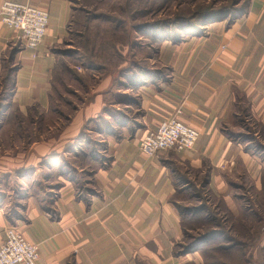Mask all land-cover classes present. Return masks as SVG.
<instances>
[{
	"label": "crops",
	"instance_id": "crops-1",
	"mask_svg": "<svg viewBox=\"0 0 264 264\" xmlns=\"http://www.w3.org/2000/svg\"><path fill=\"white\" fill-rule=\"evenodd\" d=\"M3 1L45 8L48 27L36 50L16 49L20 33L0 22V116L15 109L24 113L34 102L46 103L57 62L54 45L75 9V0H0V4ZM207 31L204 38L160 43L158 60L170 70L168 78L160 74L156 82L142 84L131 94L112 93L135 109L136 127L131 132L122 129L118 138L113 132L100 136L106 143L107 162L95 165L90 186L85 183L77 189L83 177V167L77 166L55 191L53 202H44L34 189H27L28 196L17 201L20 208L10 211L4 204L7 195L0 196V240L7 228L15 227L38 246L36 264L196 261V252L181 256L172 252L184 236V219L200 216L179 211L197 207L192 201L197 195L190 187L203 183L228 201L232 177L258 179L264 170L261 155L248 152L249 141L242 143L231 133L252 121L264 125V0H248L230 27L222 22ZM104 95L102 89L95 91L88 116L100 114ZM172 116L198 130L194 147L148 157L140 141ZM78 126L71 129L64 148L71 147Z\"/></svg>",
	"mask_w": 264,
	"mask_h": 264
},
{
	"label": "rangeland",
	"instance_id": "rangeland-1",
	"mask_svg": "<svg viewBox=\"0 0 264 264\" xmlns=\"http://www.w3.org/2000/svg\"><path fill=\"white\" fill-rule=\"evenodd\" d=\"M73 3L74 14L66 32L54 45L57 62L48 100L44 104L34 102L24 113L15 109L0 116V159L7 158L0 161V166H6L0 170V196L7 195L4 204L10 211L20 208L17 201L28 196L27 189H34V195L44 202H53L55 191L61 189L68 181V172L77 166L83 167L77 189H83L85 183L90 186V168L85 166V160L92 165L93 157L102 163L106 160V143L100 136L113 132L118 138L123 136L122 129L131 132V127H136L135 109L125 106L126 98L112 97V93L131 94L142 84L156 82L160 74L168 78L170 70L158 60L160 43L204 38L210 26L225 22V27H230L239 19L240 13L225 14L229 11L226 9L237 11L243 4L248 6V0ZM18 37L16 49L28 48L21 35ZM98 89L106 92L103 110L88 116L87 107ZM253 122L231 131L240 142L251 141L248 152L257 150V143L264 146V125ZM78 123L71 147L64 148L71 129ZM97 127L103 128L102 133L94 131ZM260 155L264 163V149ZM230 181L228 201L205 189L203 183L190 187L197 195L192 201L203 207L209 217L188 220V233L174 243L172 252L181 251L205 233L216 234L184 254L197 253L199 262L187 264H264V170L258 179L232 177ZM136 264L145 263L136 260Z\"/></svg>",
	"mask_w": 264,
	"mask_h": 264
},
{
	"label": "built area",
	"instance_id": "built-area-1",
	"mask_svg": "<svg viewBox=\"0 0 264 264\" xmlns=\"http://www.w3.org/2000/svg\"><path fill=\"white\" fill-rule=\"evenodd\" d=\"M0 22L18 31L26 47L37 49L46 35L48 11L36 5L3 1L0 4ZM198 136L197 129L172 116L148 132L140 141V148L148 157L170 150H191ZM38 258L36 244L28 241L15 227L5 230L4 239L0 240V264H36Z\"/></svg>",
	"mask_w": 264,
	"mask_h": 264
},
{
	"label": "trees",
	"instance_id": "trees-1",
	"mask_svg": "<svg viewBox=\"0 0 264 264\" xmlns=\"http://www.w3.org/2000/svg\"><path fill=\"white\" fill-rule=\"evenodd\" d=\"M246 4H247V1H246ZM246 4H243L241 7H239L238 9H237V11H234V10H230L229 8L228 9H226V10H229V11H226L225 12V14L226 13H231V14H241V13H243L245 10H246V8H247V5ZM246 5V6H245ZM234 11V12H233ZM138 77V76H137ZM138 80H140V79H138ZM137 80V81H138ZM96 133H102L101 131H103V128H95V130H94ZM113 131V130H112ZM250 142L251 141H249V144H250ZM248 148V150L249 149H251V145L249 146V147H247ZM256 148H257V150H254L255 152H257V153H261L262 151H263V149H264V146H262L261 144H256ZM262 149V150H261ZM89 157H91V156H89ZM86 158H88V157H86ZM93 159H94V162H95V164L94 165H92L91 163L89 164L88 162H86V160H85V165L88 167V168H90V170H87V172H88V176L90 177V176H92V174H93V172H94V169H95V165H99V164H103L102 163V161H98V157H93ZM88 163V164H87ZM179 211H180V213L183 215L185 212L186 213H188V214H191V213H196V214H200V216L198 217V218H207V217H209L208 215H205L206 213H204V211H205V209L203 208V207H201V206H197V207H195V208H192V207H187V208H182V207H179ZM205 216V217H204ZM198 218H196V219H198ZM193 219H195V218H193ZM193 219H189V220H193ZM188 220H186V219H184V221H183V228H184V236L185 235H187V233H188V229L186 228V226H185V223L187 222ZM187 229V230H186ZM214 234H216V233H212V232H208V233H205V234H203L201 237H199L198 239H196L192 244H190V245H187V246H184V247H182V250L181 251H177V252H174V255L175 256H181V255H184V254H186V253H188V252H190V251H192L193 250V247L195 246V245H197V244H199V243H201L202 241H204L205 239H207V238H210V237H212V236H214Z\"/></svg>",
	"mask_w": 264,
	"mask_h": 264
}]
</instances>
